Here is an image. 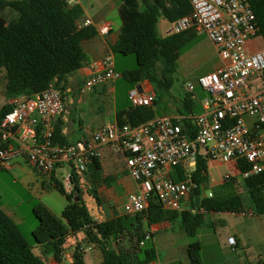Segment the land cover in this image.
Here are the masks:
<instances>
[{
    "label": "trees",
    "instance_id": "16d2710c",
    "mask_svg": "<svg viewBox=\"0 0 264 264\" xmlns=\"http://www.w3.org/2000/svg\"><path fill=\"white\" fill-rule=\"evenodd\" d=\"M116 1L122 24L111 50L114 54L136 53L139 57L138 65L124 70L122 75L131 84L148 80L156 96L166 95L174 83L180 55L194 41L196 32L189 29L161 35L157 23L161 15L173 21L190 13V0ZM248 1L256 15L258 33L264 42V0ZM6 8L16 12L9 20L3 14ZM82 14V7L79 4L70 5L68 0H0V69H5L7 97L30 96L50 85L65 90L68 75L81 68L88 59L83 42L97 34L94 26L80 25ZM261 76L264 83V70ZM10 109L11 103L0 106V120ZM154 118L152 106L131 105L117 112L116 122L120 126H135ZM62 125V120H59L53 131V142L61 145L69 143L62 132ZM182 125L184 131L193 132L190 119L184 118ZM196 161L193 170L176 166L171 172L173 180L189 177L198 183L192 195L191 209H165L154 195L146 209L133 213L114 210L104 220H96L92 216L77 183L69 192L65 190L55 170L52 176L54 188L68 202L59 215L42 201L34 203L33 213L38 221L33 239L40 244L42 254H52L60 261L68 236L84 231L85 241L95 243L102 250L100 264H146L157 256L153 236L140 243L148 230L146 225L163 218L179 217L180 225L192 238L206 223V213L239 212L249 204L254 213L264 214V171L241 178L245 188L243 193L236 188L237 176L230 175L218 184H211L208 159L199 153ZM88 166L90 173L97 177L101 168L99 156H92ZM247 168L248 164L241 160L240 169L243 171ZM201 183H204V189L199 186ZM204 190H211L212 195H203L199 206H196L195 196L202 195ZM92 192L96 195L94 189ZM200 251L201 243L198 240L190 241L188 253L191 264L202 263ZM84 254V246L77 244L71 264H87ZM0 264H47L34 251L32 243L15 220L1 207Z\"/></svg>",
    "mask_w": 264,
    "mask_h": 264
},
{
    "label": "built area",
    "instance_id": "2783aa9c",
    "mask_svg": "<svg viewBox=\"0 0 264 264\" xmlns=\"http://www.w3.org/2000/svg\"><path fill=\"white\" fill-rule=\"evenodd\" d=\"M190 3V13L170 21L167 34L189 29L204 32L220 57L213 71L198 78L209 96L203 99L201 112L186 117L193 123V132L184 131V118L164 116L135 126H120L114 121L93 130L87 138L61 145L53 142V120L65 110L64 93L50 85L30 96L11 97L12 109L0 120V167L8 168L16 158L23 157L39 173L50 178L55 170L63 171V178H59L65 190L69 192L77 183L96 220H100L95 213L98 206L90 202L93 199L89 193L87 167L92 156H100L99 145L110 144L124 152L128 174L137 184V189L128 193L120 206L124 213L146 209L154 195L165 209H191L198 183L189 177L173 180L171 172L176 166L190 170L194 166L195 169L199 153L204 154L208 162L232 163L242 177L264 171V83L261 76L264 46L252 51L247 45L250 39L260 36L256 15L248 0H190ZM80 25L94 26L99 35H107L111 30L109 21H94L88 17ZM91 70L79 86L80 94L121 75L115 69L112 52L93 60ZM251 77H256L263 85L253 88L251 83L255 80ZM192 89L193 85L188 84L187 90ZM128 96L132 105L151 106L156 92L134 87ZM247 114L256 116L250 125L244 118ZM241 160L248 164L243 171ZM227 176L230 174L222 179ZM210 181L218 184L212 178ZM199 186L205 188L204 183ZM206 194L212 195V191L202 193L201 198ZM236 213L252 215L254 211L244 208ZM152 236L148 229L140 243ZM228 239L236 249L235 236Z\"/></svg>",
    "mask_w": 264,
    "mask_h": 264
},
{
    "label": "crops",
    "instance_id": "0c3cea01",
    "mask_svg": "<svg viewBox=\"0 0 264 264\" xmlns=\"http://www.w3.org/2000/svg\"><path fill=\"white\" fill-rule=\"evenodd\" d=\"M68 2L70 5L79 4L82 7L83 14L79 19V23H82L88 17L94 21H109L111 24V30L107 35H99L97 33L83 42V48L88 59L81 68L68 75L66 88L63 90L65 110L53 120L54 126L59 120H62V132L69 142H75L87 138L93 130L116 121L117 112L132 105L128 96L130 89L138 87L139 89L149 91L154 88L148 80L136 81L130 85L128 82L127 96H119L118 98L117 82L125 77L120 70H117L115 54L111 50V45L117 39L122 24L117 1L68 0ZM195 32L196 34L200 33ZM200 43L201 40H194L187 48L190 51L196 52L201 48ZM247 45L250 50L255 51L263 47L264 42L263 39L262 42H258L257 38H253L248 41ZM107 52L113 53L115 69L121 75L97 84L86 94H80L79 86L91 74V62L103 57ZM181 58L180 55L179 59ZM219 63L220 57L215 68ZM203 74H200L199 77ZM188 84L192 83H187L184 86L187 92L186 95L175 92L172 85L166 95L156 96L157 100L151 105L155 118L164 116L186 118L203 110L202 100L198 98L197 93L194 91L195 85L192 84L193 89L188 91ZM2 92L5 96L3 105L10 103L11 97L5 95V80ZM98 150L100 152L101 168L97 177H94L90 173L88 166L87 178L89 193L99 203L98 205L96 202L99 207L95 209V213L99 216L100 220H104L107 216L112 215L114 210L120 213L123 212L120 206L124 198L128 193L137 189V184L128 174L125 164V154L122 150L110 144L99 145ZM210 163L226 164L218 160H211L209 161ZM226 165L230 168L231 174H239L238 169L232 163H227ZM6 169L14 175L16 181H20L34 197L39 198L40 201L52 210L50 205L44 201V198L51 191H56L52 177L50 178L39 173L23 157L16 158ZM57 172L59 176L63 173L60 170ZM93 189L96 195L92 192ZM0 207L19 225L13 210H10L3 204ZM246 208L254 210L251 205H248ZM205 216L207 219L206 223L198 229L195 235L201 243V264H264V214L242 215L229 211H212L206 213ZM212 221H219L222 226L211 231L207 228V225H210ZM146 227L152 231V242L157 251L155 259L146 264H191L188 253L191 237L180 225L179 217L163 218L156 223L146 225ZM230 236H235L236 238V249H233L229 243L228 238ZM77 237L83 238L84 242H87L85 241L84 231H79L76 234L68 236L60 261H57L52 254H42L40 251L39 255L46 260L47 264H71L76 243L73 247H71V244L75 242ZM223 240L227 241L235 253L223 251ZM81 245L84 246L83 244ZM92 245L88 244V247L91 246L92 249ZM241 245L247 251L237 252V246L240 248Z\"/></svg>",
    "mask_w": 264,
    "mask_h": 264
},
{
    "label": "rangeland",
    "instance_id": "374dc122",
    "mask_svg": "<svg viewBox=\"0 0 264 264\" xmlns=\"http://www.w3.org/2000/svg\"><path fill=\"white\" fill-rule=\"evenodd\" d=\"M3 14L9 20L16 15V12L11 8H6L3 11ZM169 26H170V21L164 15H161L157 23V28L159 33L165 35L167 33V29L169 28ZM257 39L258 42H262V38L260 36L257 37ZM194 40H201L200 43L201 48L198 51L193 52L186 47L182 51L183 52L181 53L182 58L179 59L178 61V67L176 73L174 74V83L172 88L174 89L175 92L181 93L182 95H186L187 92L185 91L184 86L187 85V83H192L195 85L194 91L195 93H197L198 98L203 101L205 97L209 96V92L203 90L202 87L199 85L198 83L199 75L206 72H210L212 69L215 68V65L219 60V54L214 43L207 38V35L204 32H200L196 34ZM138 59L139 57L138 55H136V53H130V54L116 53L115 54L116 68L121 72H123L125 69L135 68L138 65ZM4 72L5 69L1 68L0 69V106L3 105L4 97H5L2 92V87L5 80ZM251 80H255L253 81V83L250 82L253 88L261 87L263 85V83L258 81L256 77H251ZM128 82L129 81L126 78H122L117 82L118 98L119 96L120 97L127 96ZM130 84L131 83L129 82V85ZM244 118L246 122L250 125L249 122L255 120L256 116L247 114L244 116ZM227 173L230 174L231 176L234 175L238 177L236 188L238 191L245 193V188L241 182L242 176L240 174L237 173L231 174V170L226 164H213V163L209 164L208 176L214 179L215 183L222 182L223 176ZM60 177L61 179L63 178L62 173L60 174ZM205 192L206 190H204L203 194ZM92 199L93 200L90 201L91 205L92 204L95 205L97 200L94 196H92ZM38 201H40L39 198L34 197V195L30 193V191L27 190L20 181H16L14 175L11 172H9V170L0 167V205L2 204L6 205L10 210L14 211L21 231L29 240V242L32 243L34 251L39 254V252L41 251L40 244L36 243L32 236L34 228L38 221L33 213V205ZM44 201H46L48 205H50V207L52 208L53 212L58 215L61 213L62 209H64V207L68 202L66 197L61 193H59L57 190L51 191L47 195V197L44 198ZM97 204L99 205L98 202ZM220 226L222 225L219 221L217 222L212 221L210 225H207V228H209V230L211 231H214V229ZM196 240H197V236L191 238V241H196ZM75 243L76 246L77 244L84 245V249H85L84 256L87 264L101 263L103 259L102 250L98 245H96L95 243L93 244V243L84 242L83 238H78V237L76 238L75 242L71 244V247H73ZM88 244L90 245L93 244L92 249H88ZM222 245H223V251L235 253V251L232 250L231 246L227 243L226 240H223ZM71 247H69V249H71ZM244 251L247 250H244L242 245L240 246V248L237 246V252H244Z\"/></svg>",
    "mask_w": 264,
    "mask_h": 264
},
{
    "label": "water",
    "instance_id": "95a60500",
    "mask_svg": "<svg viewBox=\"0 0 264 264\" xmlns=\"http://www.w3.org/2000/svg\"><path fill=\"white\" fill-rule=\"evenodd\" d=\"M191 160H192V161H195V157H192ZM191 168L194 169V166L191 167ZM200 200H201V196H195V205H196V206H199Z\"/></svg>",
    "mask_w": 264,
    "mask_h": 264
}]
</instances>
